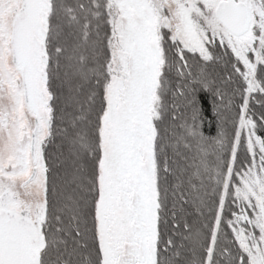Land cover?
<instances>
[{"label": "snow or ice", "instance_id": "1", "mask_svg": "<svg viewBox=\"0 0 264 264\" xmlns=\"http://www.w3.org/2000/svg\"><path fill=\"white\" fill-rule=\"evenodd\" d=\"M0 264H264V0H0Z\"/></svg>", "mask_w": 264, "mask_h": 264}, {"label": "trees", "instance_id": "2", "mask_svg": "<svg viewBox=\"0 0 264 264\" xmlns=\"http://www.w3.org/2000/svg\"><path fill=\"white\" fill-rule=\"evenodd\" d=\"M202 96L205 99V110L208 112L209 117H211L212 115L211 96L208 93H202ZM204 132L206 135H215L216 134L215 122L213 121L211 127H209L208 123L205 122ZM57 144H59V139H57Z\"/></svg>", "mask_w": 264, "mask_h": 264}]
</instances>
